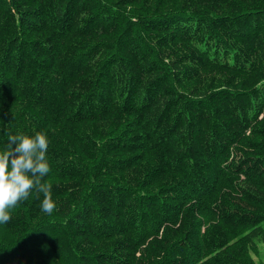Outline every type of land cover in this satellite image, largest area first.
Listing matches in <instances>:
<instances>
[{"label": "trees", "instance_id": "trees-1", "mask_svg": "<svg viewBox=\"0 0 264 264\" xmlns=\"http://www.w3.org/2000/svg\"><path fill=\"white\" fill-rule=\"evenodd\" d=\"M37 131L0 264H254L264 0H0V150Z\"/></svg>", "mask_w": 264, "mask_h": 264}, {"label": "clouds", "instance_id": "clouds-1", "mask_svg": "<svg viewBox=\"0 0 264 264\" xmlns=\"http://www.w3.org/2000/svg\"><path fill=\"white\" fill-rule=\"evenodd\" d=\"M48 145L47 135L42 131L8 136L7 145L0 150V224L9 223L8 209L27 200L33 191L43 194L39 205L42 212L51 215L56 209L51 185L43 182L51 171Z\"/></svg>", "mask_w": 264, "mask_h": 264}, {"label": "rangeland", "instance_id": "rangeland-1", "mask_svg": "<svg viewBox=\"0 0 264 264\" xmlns=\"http://www.w3.org/2000/svg\"><path fill=\"white\" fill-rule=\"evenodd\" d=\"M243 239V240H242ZM248 249L254 264H264V228L247 229L237 238Z\"/></svg>", "mask_w": 264, "mask_h": 264}]
</instances>
